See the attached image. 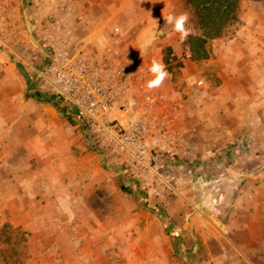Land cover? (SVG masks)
I'll return each instance as SVG.
<instances>
[{"label": "crops", "instance_id": "crops-1", "mask_svg": "<svg viewBox=\"0 0 264 264\" xmlns=\"http://www.w3.org/2000/svg\"><path fill=\"white\" fill-rule=\"evenodd\" d=\"M72 1L83 7L73 23L76 31L84 32V42L77 50L103 46L112 28L108 35L103 29L110 21L136 37L134 46L164 33L160 48L181 50L180 79L169 73L164 79L166 89L174 92L173 98L183 102L178 116L181 134H187L189 127L185 125L186 100L178 82L189 80L202 61L218 66L220 84L213 90V109L196 114L201 125L213 122L208 129H200L196 149L202 152L201 160L216 153L241 151L244 163L254 167H226L227 178L241 184L224 225L200 205L192 211L181 198L167 201L166 212L180 225V237L187 248L198 247L193 235L205 243L214 242L211 258L203 264H264V0H241L238 26L212 40L209 57L202 60L193 59L188 44L180 40L186 32L177 24L189 17L182 0ZM169 16L174 17L172 22H168ZM78 18L83 21L78 22ZM21 68L0 47V213L7 215L12 226L29 231L36 252L50 254L58 246L60 253L69 254L64 258L75 259L74 241L68 243L71 248L61 241L70 232L77 238L80 225L61 218L60 213L70 211L68 199L77 191L83 193L85 185L104 188L106 174L82 134L60 125L58 109L28 93L27 69L24 66V72ZM73 119L80 123L76 116ZM206 131L212 134L210 140L205 138ZM186 141L187 137L180 139V145ZM166 163L171 164L163 159L162 166ZM177 194L184 197L180 189Z\"/></svg>", "mask_w": 264, "mask_h": 264}, {"label": "rangeland", "instance_id": "rangeland-1", "mask_svg": "<svg viewBox=\"0 0 264 264\" xmlns=\"http://www.w3.org/2000/svg\"><path fill=\"white\" fill-rule=\"evenodd\" d=\"M182 5L184 7L183 0ZM81 11L83 7L72 0H0V47L6 49L12 62L22 68L24 66L21 58L28 59L35 52L39 54L40 61H46L47 51L41 40V33L49 27L50 33H53L58 42L70 50H77L84 42V32L76 31L73 23ZM188 14L187 21L180 27L183 33L186 32L181 36L182 43L186 42L189 33H198L196 20L189 12ZM82 21L81 18L78 20ZM114 26L121 24L107 22L103 33L108 35V30ZM237 26L238 22L226 29V33ZM165 36L164 33H158L148 38L151 42L134 46L136 37L125 31L124 49L127 59L134 66L150 65V59L151 63H162L165 71L173 79L179 80L178 54L181 50L178 52L168 47L160 48L161 39ZM217 72L216 64L202 61L193 70L189 80L178 82L187 105L185 125L189 127V132L186 135L182 132V138L187 137V141L180 145L179 154L169 152L162 156L165 161L171 162L160 169L164 177L169 176L165 180L136 178L134 172L128 170L140 190L145 193L143 198L120 189L121 178L111 168L113 162L110 157L95 147L83 125L58 110L60 125L66 124V127L74 129L76 133L80 132L85 145L97 156V161L106 174L105 187L97 189L92 184L85 185L83 193L77 191L68 199L66 206L70 211L66 214L60 213L61 218L80 225L77 238L70 232L61 241L65 245L74 241L72 250L77 257L75 259L64 258L69 254L60 253L58 246H54L50 254L36 252L30 243L29 231L12 226L6 221L7 215L0 213V264H189L193 260H197L196 264L207 262L211 258L210 247L214 246V242L205 243L200 236L193 235L191 238L197 241L198 247L184 261L177 248L180 244L185 246L184 241L165 231L155 209L159 206L168 216L166 202L181 198V203L187 201L192 211L195 205H200L208 210L210 217L217 223L224 225L233 207L237 188L241 184L240 180L231 181L227 178L226 167L240 170H252L254 167L244 163L245 156L241 151H233L229 155L225 152L216 153L201 160L202 152L196 149L200 145V129L202 126L203 129H208L213 122L205 121L201 125L196 120V114L200 110L213 109V90L220 84ZM200 77L212 89L210 98L198 106L188 88ZM211 135L208 131L205 132L208 140ZM222 157H225V162ZM179 189L183 191L184 197L177 194ZM177 226L180 228L179 224ZM185 248L191 249L186 246Z\"/></svg>", "mask_w": 264, "mask_h": 264}, {"label": "built area", "instance_id": "built-area-1", "mask_svg": "<svg viewBox=\"0 0 264 264\" xmlns=\"http://www.w3.org/2000/svg\"><path fill=\"white\" fill-rule=\"evenodd\" d=\"M50 31L47 27L41 33L46 61H40L37 52L21 58L29 82L61 108H69L113 163L133 171L136 178L165 180L162 156L178 152L183 102L173 98L165 80L149 87L154 79L151 66L129 62L120 26L112 28L103 46L91 50H70ZM188 90L198 106L211 96V86L202 77Z\"/></svg>", "mask_w": 264, "mask_h": 264}, {"label": "trees", "instance_id": "trees-1", "mask_svg": "<svg viewBox=\"0 0 264 264\" xmlns=\"http://www.w3.org/2000/svg\"><path fill=\"white\" fill-rule=\"evenodd\" d=\"M183 4L197 22L198 34H190L186 39L192 58L196 60L206 59L209 57V43L222 37L226 29L239 21L241 0H183ZM21 70L24 71L22 68ZM28 93L61 110L70 119L75 116L69 108H61L52 96L40 91L30 83H28ZM111 168L120 175L119 187L123 192L138 194L140 198L144 197L145 193L140 190L138 183L124 166L113 163ZM155 212L169 235L174 238H179L182 235V230L177 226V223L171 220L164 211L160 210L159 206L156 207ZM177 248L180 250L184 261H187L189 253L195 249L194 246L191 249H186L183 244H180ZM196 263L197 260H193L189 264Z\"/></svg>", "mask_w": 264, "mask_h": 264}, {"label": "clouds", "instance_id": "clouds-1", "mask_svg": "<svg viewBox=\"0 0 264 264\" xmlns=\"http://www.w3.org/2000/svg\"><path fill=\"white\" fill-rule=\"evenodd\" d=\"M174 17L169 16L167 18L168 22H172ZM183 21L177 24V27H182ZM179 25V26H178ZM150 71L154 74V79L149 81V87L159 86L168 75L165 71L164 65L162 63L154 62L150 68Z\"/></svg>", "mask_w": 264, "mask_h": 264}, {"label": "snow or ice", "instance_id": "snow-or-ice-1", "mask_svg": "<svg viewBox=\"0 0 264 264\" xmlns=\"http://www.w3.org/2000/svg\"><path fill=\"white\" fill-rule=\"evenodd\" d=\"M179 26V25H178Z\"/></svg>", "mask_w": 264, "mask_h": 264}]
</instances>
